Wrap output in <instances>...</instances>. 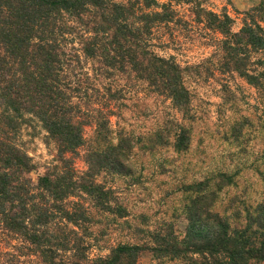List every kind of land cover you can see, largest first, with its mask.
Here are the masks:
<instances>
[{"label": "trees", "instance_id": "obj_1", "mask_svg": "<svg viewBox=\"0 0 264 264\" xmlns=\"http://www.w3.org/2000/svg\"><path fill=\"white\" fill-rule=\"evenodd\" d=\"M171 1L193 4L197 22L221 36L227 55L221 72H235L251 84L264 81V70L255 76V69L246 67L251 52L264 53L259 24H264V0L256 19L237 33L227 15L191 0H0V264H20L21 258H35L36 264H138L149 250L145 244L123 243L105 256L90 257L101 236L91 231L101 222L91 209L127 216L117 192L97 178L104 172L131 174L130 155L140 137L114 134L111 118L125 107L124 89L132 81L187 114L185 71L152 51L153 28L177 22ZM33 121L57 153L56 165L36 182L29 177L31 158L14 143L20 128ZM85 127H94L88 141ZM168 140L165 129L149 139L155 145ZM187 140L180 129L173 148L185 150ZM80 149H85V171L73 165ZM209 184L186 189L195 197L186 207L185 237L177 241L166 234L153 254L180 264H264V202L235 212L231 224L212 211L216 190L208 191ZM230 184L219 176L214 186Z\"/></svg>", "mask_w": 264, "mask_h": 264}, {"label": "rangeland", "instance_id": "obj_2", "mask_svg": "<svg viewBox=\"0 0 264 264\" xmlns=\"http://www.w3.org/2000/svg\"><path fill=\"white\" fill-rule=\"evenodd\" d=\"M191 1L216 15H227L233 33L256 19L261 3V0ZM171 7L177 22L153 28L152 51L157 56L171 58L185 71L182 78L190 94L188 111L186 115L179 112L169 99L151 92L144 83L132 81L124 89L125 107L119 110V116L111 118V129L114 134L124 131L134 138L140 137L134 139L136 144L130 155L131 174L118 177L104 172L97 179L117 192L127 216L114 218L91 209L93 217L101 221L91 231L101 236L94 243L90 257L105 256L108 249L118 244H145L149 250L141 253L138 264H180L177 260L157 258L153 249L170 232L177 241L185 237L186 207L195 197L193 187L201 182H210L208 191L216 190L212 211L230 218L231 224L235 223L231 218L235 212L244 208L252 210L264 202V91L261 89L264 81L251 84L235 72H221L227 57L219 43L221 36L204 22H197L193 4L171 1ZM259 24L264 27L263 23ZM246 65L247 71L255 69L258 76L264 70V53L251 52ZM164 129L169 136L168 144L155 145L149 141ZM180 129L187 132L188 140L185 150L177 151L173 144ZM93 130L94 127L84 128L87 141L93 137ZM14 143L32 160L34 170L29 177L33 182L57 163L55 146L36 121L23 125ZM84 150L72 157L77 171L86 170ZM219 176L229 178L231 184L215 188ZM188 188H193V192L187 191ZM193 258L201 262L199 256ZM21 261L20 264L37 263L35 258H21Z\"/></svg>", "mask_w": 264, "mask_h": 264}]
</instances>
